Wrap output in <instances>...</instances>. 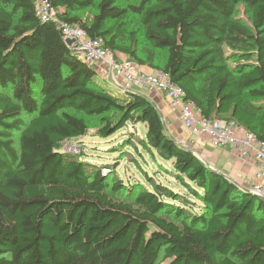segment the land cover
Instances as JSON below:
<instances>
[{"label":"trees","instance_id":"16d2710c","mask_svg":"<svg viewBox=\"0 0 264 264\" xmlns=\"http://www.w3.org/2000/svg\"><path fill=\"white\" fill-rule=\"evenodd\" d=\"M132 1L49 0L63 23L167 73L203 117L264 141V0ZM239 4L250 25L235 15ZM34 7L0 0V264H264V198L168 135L145 95L101 82ZM138 123L143 135L128 132L112 150L155 151L182 189L147 174L149 186L125 183L64 146L91 128L108 139Z\"/></svg>","mask_w":264,"mask_h":264},{"label":"built area","instance_id":"2783aa9c","mask_svg":"<svg viewBox=\"0 0 264 264\" xmlns=\"http://www.w3.org/2000/svg\"><path fill=\"white\" fill-rule=\"evenodd\" d=\"M34 14L41 21H53L61 28L63 40H73L68 46L84 63L100 71L104 68L110 69L115 78L121 79L130 88L138 89L144 86L148 90L165 93L169 106L179 110L183 127L201 142H207L214 147L229 146L235 149L240 157L253 158L256 163L254 176L258 182L248 190L264 198V141L258 140L255 134L233 121L203 117L193 102L184 100L182 88L172 82L167 73L162 70L140 71L137 69V63L131 59L117 58L104 46L101 38H89L78 25L60 21L49 0H35Z\"/></svg>","mask_w":264,"mask_h":264},{"label":"rangeland","instance_id":"374dc122","mask_svg":"<svg viewBox=\"0 0 264 264\" xmlns=\"http://www.w3.org/2000/svg\"><path fill=\"white\" fill-rule=\"evenodd\" d=\"M140 1L141 0H134L132 3L138 4ZM94 12L95 10L93 8L83 10L80 14L83 18L88 20ZM235 15L245 24H251L250 10L243 4L237 5ZM124 22H127L128 31L135 30L139 27L136 15L129 14ZM138 36V48L140 53L143 54L147 51V45L141 33H139ZM127 37L128 36L124 38L125 42L128 41ZM98 78L103 82L101 77ZM85 119L90 126H94L92 118L86 117ZM90 130L87 136L78 140L67 141L64 143V146L67 149H71L74 153H85L87 158L93 162L108 164L111 169H114L115 174L125 183L128 181H138L149 186L145 179V174H147L151 177L158 178L161 182L168 183L172 187L174 186L173 188L175 189H182L172 173L171 161L161 159L155 151H153L154 153L151 155L136 142L132 145H122L118 150H112V148H118V145L124 142V139L129 138L128 132L135 131L138 135L142 136L144 132L143 124L138 123L135 128L131 124H128L127 128L120 130L108 139L96 137L92 133L93 128ZM17 134V132H14L15 137H17Z\"/></svg>","mask_w":264,"mask_h":264},{"label":"crops","instance_id":"0c3cea01","mask_svg":"<svg viewBox=\"0 0 264 264\" xmlns=\"http://www.w3.org/2000/svg\"><path fill=\"white\" fill-rule=\"evenodd\" d=\"M115 55L119 59L128 58L120 52H116ZM137 65V69L140 71L151 72L154 70L148 65ZM97 72V75L115 90L131 89L145 95L158 109L166 133L181 145L190 148L200 160L207 163L213 169L223 173L245 189H250L253 184L258 182L254 176L256 163L253 158L244 159L238 155L235 149L229 146L214 147L207 142H201L198 138L191 135L180 121L179 110L169 106L168 97L165 93L158 90H148L144 86L138 89L130 88L124 81L115 78L110 69L104 68L101 71L97 69Z\"/></svg>","mask_w":264,"mask_h":264},{"label":"water","instance_id":"95a60500","mask_svg":"<svg viewBox=\"0 0 264 264\" xmlns=\"http://www.w3.org/2000/svg\"><path fill=\"white\" fill-rule=\"evenodd\" d=\"M72 42H73L72 39H66V40H65V43H66L67 45H70ZM184 147L188 148L187 146H184ZM188 149H190V148H188ZM190 150H191V149H190ZM249 191H250V190H249ZM250 192H251V191H250ZM251 193H253V192H251Z\"/></svg>","mask_w":264,"mask_h":264}]
</instances>
